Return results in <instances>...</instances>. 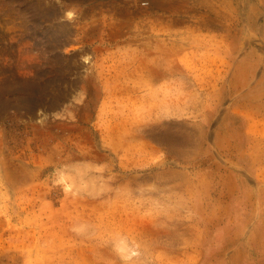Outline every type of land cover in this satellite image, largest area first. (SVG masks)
Segmentation results:
<instances>
[{"label":"rangeland","instance_id":"rangeland-1","mask_svg":"<svg viewBox=\"0 0 264 264\" xmlns=\"http://www.w3.org/2000/svg\"><path fill=\"white\" fill-rule=\"evenodd\" d=\"M0 0V264H264V0Z\"/></svg>","mask_w":264,"mask_h":264},{"label":"built area","instance_id":"built-area-1","mask_svg":"<svg viewBox=\"0 0 264 264\" xmlns=\"http://www.w3.org/2000/svg\"><path fill=\"white\" fill-rule=\"evenodd\" d=\"M140 5L147 6V5H149V1L148 0H143V1L140 2Z\"/></svg>","mask_w":264,"mask_h":264}]
</instances>
